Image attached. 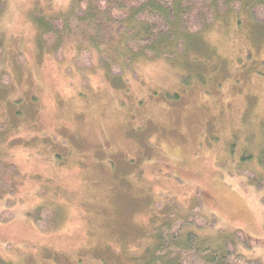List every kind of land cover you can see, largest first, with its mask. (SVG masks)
Returning <instances> with one entry per match:
<instances>
[{"label": "rangeland", "instance_id": "obj_1", "mask_svg": "<svg viewBox=\"0 0 264 264\" xmlns=\"http://www.w3.org/2000/svg\"><path fill=\"white\" fill-rule=\"evenodd\" d=\"M1 1L0 263L134 264L165 219L264 262V38L246 17L203 33L197 63L130 73L40 36L72 0Z\"/></svg>", "mask_w": 264, "mask_h": 264}, {"label": "trees", "instance_id": "obj_2", "mask_svg": "<svg viewBox=\"0 0 264 264\" xmlns=\"http://www.w3.org/2000/svg\"><path fill=\"white\" fill-rule=\"evenodd\" d=\"M68 6L64 12L34 19L40 36L51 37L57 47L64 37L76 38L78 53L92 48L101 65L113 64L130 73H135L138 57L173 56L182 66L197 63V55L207 51L203 33L219 21L241 26L246 17L249 32L264 38V0H72ZM254 14H260V21ZM184 223L188 219L175 230L165 219L154 227L134 264H264L236 253L218 235L205 234L207 226L194 223L187 228Z\"/></svg>", "mask_w": 264, "mask_h": 264}]
</instances>
